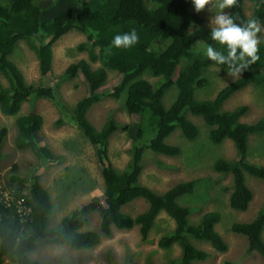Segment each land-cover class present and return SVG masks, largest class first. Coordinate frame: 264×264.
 Returning <instances> with one entry per match:
<instances>
[{"label": "trees", "instance_id": "16d2710c", "mask_svg": "<svg viewBox=\"0 0 264 264\" xmlns=\"http://www.w3.org/2000/svg\"><path fill=\"white\" fill-rule=\"evenodd\" d=\"M252 2L249 16L244 14L243 0H237L233 8H228L234 21L244 25L250 19H257L264 28V0ZM47 6L36 5L32 0H6L0 2V75L6 80L0 84V112L15 114L20 104L34 96L54 98L49 86L26 85L21 71L9 58L18 40H24L32 48L37 60L38 71L44 75L49 71L52 54L51 45L62 34L71 29L83 33L88 42L77 48L87 52L88 60L78 59L67 70L71 75L78 74L85 85V94L71 107L59 103L70 119L82 129L95 149L100 164L103 189L101 197H92L85 204H78L64 214L55 226H48V213L52 204L46 188L39 181V174L33 171L28 180V195H21L24 214L11 202L0 201V263L8 260L14 264H41L29 257V252L37 241L49 244L66 245L73 249H89L97 244L101 236L111 234V229H130L139 225V234L145 239L160 211L166 213L173 222V229L161 236L158 245L167 247L172 243L181 246V255L170 264H193L209 256V253L190 242H208L213 250L222 253L227 243L215 230L220 220L216 210L203 213L196 224L187 223L188 208L179 205L176 197L191 190L193 182H179L157 194L137 182L140 172V159L144 148L166 155H174L179 147L165 142V138L179 127L182 133L193 139L196 126L186 118V113L201 116L210 126L208 140L218 144L228 138L236 151V158L228 161L216 160L214 167L230 173L231 182L227 203L230 209L246 210L252 193L246 184V175L264 182V164L249 162L246 159L250 133L264 132V116L248 123L239 118L247 111L246 104L222 110V102L235 91L247 84L261 87L264 92V42L259 44L260 59L228 84L222 86L213 98L197 99L196 89L203 88L208 80L204 70L210 65H218L207 58L205 48L211 45L227 54L226 46L212 40L211 28L205 29L196 24L202 18L190 9L192 0H47ZM136 30L139 42L131 48H116L112 41L118 34ZM260 34V33H258ZM199 44V45H198ZM205 46L200 49V46ZM100 62L94 68V62ZM227 67V65H218ZM107 69L119 75L109 90L104 88ZM147 72L157 76L159 86L152 85L142 77ZM174 87L175 97L168 107L162 102V93ZM123 94L122 106L131 122L126 128L139 130L137 117L147 116L150 130L144 143L142 130L131 134L130 167L116 171L108 161V137L118 123L106 120L96 128L87 118L92 103L102 96L112 97ZM15 145L29 149L37 158L38 166L59 160L45 144L38 142L41 116L35 112L19 115L15 119ZM144 124V125H143ZM5 127L0 128V141ZM37 166V167H38ZM143 198L146 207L131 216L121 210L128 202ZM97 212V229H89L91 212ZM88 216V217H87ZM264 210L246 222L233 221L226 228L234 234L246 237V255L253 251L263 257L264 240L262 226ZM225 264H231L225 260ZM124 264V263H121Z\"/></svg>", "mask_w": 264, "mask_h": 264}, {"label": "rangeland", "instance_id": "374dc122", "mask_svg": "<svg viewBox=\"0 0 264 264\" xmlns=\"http://www.w3.org/2000/svg\"><path fill=\"white\" fill-rule=\"evenodd\" d=\"M6 0H0L5 2ZM37 5L47 6V0H32ZM252 2L243 0L242 8L246 16L250 15ZM46 8V7H45ZM190 9L195 11L193 3ZM221 10L215 6H207L201 12H196L202 21L193 26L194 29L215 27L214 20ZM228 14L229 9H224ZM258 34L260 43L264 42V28ZM88 46L86 37L76 29L62 34L51 45V64L49 71L42 75L38 71L37 60L32 48L24 40H18L13 47L9 58L23 75L26 85L49 86L54 98L34 96L23 102L20 111L15 115H5L0 112V128L5 127V133L0 141V201L9 204L21 195H28L26 187L33 171L39 174L41 185L47 189L52 208L48 213V226H55L60 218L78 204H85L90 198L102 195V179L100 164L95 156V149L88 138L68 116L59 103L71 107L76 100L85 94V85L78 74L71 75L67 70L79 58L88 60L87 52L78 49L80 43ZM199 45V44H198ZM205 46H200L204 49ZM100 62L91 64L94 68ZM107 78L104 88L109 90L114 84L118 73L107 69ZM208 82L194 91L197 99L213 98L216 92L235 78L228 75L227 67L216 64L208 66L203 72ZM242 75V73H241ZM154 88L159 86L157 76L142 75ZM0 84L5 85L6 80L0 75ZM175 97L174 87H168L163 93L161 102L165 107ZM123 94L119 97L102 96L92 103L86 115L88 120L99 128L104 121L112 119L118 126L108 137L107 157L116 171H123L130 166V140L131 134L138 128L122 127L131 122L123 109ZM246 104L247 111L239 120L241 122H254L264 116V92L261 87L247 84L235 91L221 104L222 110ZM38 112L42 116L41 126L38 130L39 144H45L50 151L58 156L59 160L38 166L36 156L28 149H20L15 145L16 123L18 115ZM186 118L196 126L197 133L193 139H188L177 126L165 138V142L179 147L174 155L152 152L144 148L140 160L141 170L137 182L147 186L153 192L160 194L179 182H193L191 190L176 197V202L188 208L187 223L196 224L201 215L207 211L216 210L220 220L215 229L227 243V250L218 253L208 242L196 241L190 238L195 246L204 249L209 256L193 264H262L263 257L253 251L246 255V239L240 234L226 230L233 221L246 222L264 210V182L251 175H246V184L251 190L252 197L246 210L230 209L227 198L231 182L230 173L217 170L214 162L236 158V151L232 142L226 138L218 144L210 143L208 131L210 126L205 124L201 116L186 113ZM147 116L137 117L139 128L144 132L142 123H147ZM144 125V124H143ZM147 133L150 130L145 127ZM147 134H144L139 143H144ZM248 147L246 159L249 162L264 164V132L250 133L247 136ZM38 166V167H37ZM18 204V201L16 202ZM146 201L136 198L121 207V210L132 217L143 211ZM18 210L25 213L22 205ZM89 216V229H97L98 214L93 211ZM87 216V217H88ZM173 220L160 211L154 219L153 225L145 239L139 234V225L135 223L130 229H111V234L101 236L100 241L89 249H73L66 245L49 244L37 241L29 252V257L38 260L41 264H170L181 255V246L172 243L167 247L158 245L161 236L173 229ZM264 240V224L262 226ZM0 264H14L8 260Z\"/></svg>", "mask_w": 264, "mask_h": 264}, {"label": "clouds", "instance_id": "9594fccd", "mask_svg": "<svg viewBox=\"0 0 264 264\" xmlns=\"http://www.w3.org/2000/svg\"><path fill=\"white\" fill-rule=\"evenodd\" d=\"M192 3L195 7V11L198 13L209 5L215 6L221 10L215 15L214 20L211 21V23H214L215 27H211L210 35L213 41L218 42L222 46H226L227 54L225 55L223 51L216 50L211 45L206 46L205 53L208 59L216 62L218 65H227L229 76L232 78L240 77L245 69H248L260 59L258 55L260 44L258 33L262 31L260 22L253 18L248 20L246 24L240 25L234 21L230 14H226L224 9L233 8L237 4V0H192ZM138 42L139 36L136 30L133 29L130 33L116 35L112 44L116 48L127 49ZM115 97H119V95ZM143 130L144 132H142L141 137H143L144 134H148L146 129ZM140 133L141 130L138 129V136ZM22 199L23 198H19V200L16 199L12 203L18 207V205H22ZM17 201L18 204L16 203Z\"/></svg>", "mask_w": 264, "mask_h": 264}, {"label": "crops", "instance_id": "0c3cea01", "mask_svg": "<svg viewBox=\"0 0 264 264\" xmlns=\"http://www.w3.org/2000/svg\"><path fill=\"white\" fill-rule=\"evenodd\" d=\"M79 59H81V58H79ZM54 93H55V92H54ZM30 98H31V97H30ZM30 98H29V99H30ZM29 99H28V100H25V101H23V102L30 101ZM76 101H77V100H76ZM76 101H75V102H76ZM23 102H22V103H23ZM75 102H74V103H75ZM22 103L20 104V107H19V109H18V111H17L16 113H18V112L20 111V108H21ZM30 112H34V111H30ZM30 112H29V113H30ZM16 113H15V114H16ZM35 113H37V114H39V115L41 116L40 113H38V112H35ZM15 114H13V115H15ZM26 114H27V113H26ZM22 115H25V114H22ZM18 116H19V115H18ZM18 116H17V117H18ZM17 117H16V118H17ZM41 122H42V116H41ZM41 125H42V124H40V126H41ZM16 133H17V131H16ZM20 149H27V148H20ZM28 150H29V149H28ZM26 192L28 193V189H27V187H26Z\"/></svg>", "mask_w": 264, "mask_h": 264}]
</instances>
